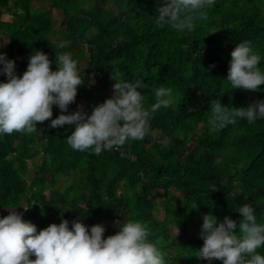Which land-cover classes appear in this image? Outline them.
Masks as SVG:
<instances>
[{"label":"trees","instance_id":"obj_1","mask_svg":"<svg viewBox=\"0 0 264 264\" xmlns=\"http://www.w3.org/2000/svg\"><path fill=\"white\" fill-rule=\"evenodd\" d=\"M46 2L48 8L39 6L42 0H0V52L9 51L18 76L36 50L48 55L52 70L56 53L71 52L85 83L71 104L76 109L80 104L90 113L111 96L113 68L119 79L144 81L145 107L155 103L160 86L172 89L173 102L152 113L143 140L99 155L71 148L66 137L73 125L49 128L45 121L32 134L0 135V212L17 207L37 231L61 219L71 229L81 218L89 228L103 224L105 238L118 231L116 221L138 220L165 264H209L198 258L203 214L239 221L236 210L250 204L264 223V119H237L218 131L209 124L214 99L231 109L264 99V85L231 90L226 79L231 51L246 40L264 70V0H215L190 32L156 25L163 0ZM52 8L63 14L59 25L51 20ZM0 82H6L2 74ZM59 114L54 106L52 119ZM176 226L179 234L172 236L169 228ZM257 251L264 255V247Z\"/></svg>","mask_w":264,"mask_h":264},{"label":"clouds","instance_id":"obj_2","mask_svg":"<svg viewBox=\"0 0 264 264\" xmlns=\"http://www.w3.org/2000/svg\"><path fill=\"white\" fill-rule=\"evenodd\" d=\"M214 2L163 0L155 9V23L158 27L168 25L179 32H190L197 20L207 19V9ZM58 47L64 48L65 44ZM230 56L226 79L231 90L256 91L264 85L261 57L253 51L251 41L235 45ZM27 60L26 70L18 76L15 62L0 52V74L6 79L0 82V135L32 134L37 132V124L45 121H50L49 128L73 125L74 130L66 137L71 148L99 155L104 150H119L130 140H143L151 132L152 113L173 102L172 89L160 86L154 90L155 103L145 107V97L139 91L144 88V81L119 79L118 70L113 68L112 95L89 113L83 105L78 104L77 109L71 106L76 102L78 87L85 85L71 52L55 54L56 70H52L53 62L41 50L30 54ZM69 105L74 112H69ZM54 106L61 114L52 119ZM237 119L249 124L264 119V99L242 109L225 107L219 98L211 102L212 130H221ZM16 209L7 208L8 214L0 218V264H165L156 244L148 239V228L138 220L116 221L118 231L105 238L103 224L89 228L80 222L81 218L71 221V229L69 221L61 219L59 224L51 223L37 231ZM236 211L239 221L229 216L219 220L211 212L202 215L199 235L203 245L198 249V258L209 264L212 260L222 264H264V255L257 251L264 247V223L257 222L250 204H243ZM176 229L178 234L177 226ZM33 256L35 259L30 258Z\"/></svg>","mask_w":264,"mask_h":264},{"label":"rangeland","instance_id":"obj_3","mask_svg":"<svg viewBox=\"0 0 264 264\" xmlns=\"http://www.w3.org/2000/svg\"><path fill=\"white\" fill-rule=\"evenodd\" d=\"M43 3H45V4H43ZM41 8L42 7H44V8H48L49 7V3H47L46 2V0L45 1H43L42 0V3H41V5H39ZM111 7V4H106L105 5V8H110ZM62 18H63V14H62V12H60L59 10H57V9H51V20H52V22H53V24H56V25H59L60 23H61V21H62ZM85 49V48H84ZM2 52H4V53H6V55H7V58L8 59H10V57H11V54H9V51L8 50H6V49H2L1 50ZM87 58H88V55H87ZM109 93H110V95H112V85L109 87ZM166 143V140L165 139H160L159 140V144H165ZM194 144V142H190V145L192 146ZM36 160L37 161H39V158L37 157L36 158ZM32 166V163H31V161H29L28 162V171H27V174L30 172V167ZM26 174V178H27V183L29 184V183H31V178L29 177V175H27ZM167 189H168V191H169V193H174V194H177V192L173 189V188H169V187H167ZM119 191H122V182H120V189H119ZM71 195L70 194H68V196H67V198H69ZM156 206H158V204L156 205ZM122 209H124V208H119V210L118 211H120V210H122ZM16 211H18V212H22L21 210H16ZM8 214V211H7V209H3L1 212H0V218H3L4 216H6ZM169 233L173 236H175V235H178L179 234V232H178V234H177V229H176V227H170L169 228Z\"/></svg>","mask_w":264,"mask_h":264},{"label":"built area","instance_id":"obj_4","mask_svg":"<svg viewBox=\"0 0 264 264\" xmlns=\"http://www.w3.org/2000/svg\"><path fill=\"white\" fill-rule=\"evenodd\" d=\"M69 108H70V105H69Z\"/></svg>","mask_w":264,"mask_h":264}]
</instances>
